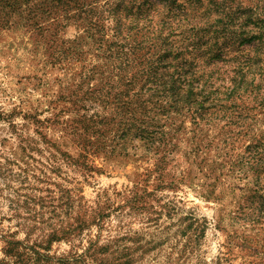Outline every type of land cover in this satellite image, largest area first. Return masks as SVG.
Returning <instances> with one entry per match:
<instances>
[{
  "label": "rangeland",
  "instance_id": "obj_1",
  "mask_svg": "<svg viewBox=\"0 0 264 264\" xmlns=\"http://www.w3.org/2000/svg\"><path fill=\"white\" fill-rule=\"evenodd\" d=\"M71 1L0 0V264H264V63L177 113L142 92L115 0ZM229 4L249 21L225 52H254L264 0Z\"/></svg>",
  "mask_w": 264,
  "mask_h": 264
},
{
  "label": "trees",
  "instance_id": "obj_2",
  "mask_svg": "<svg viewBox=\"0 0 264 264\" xmlns=\"http://www.w3.org/2000/svg\"><path fill=\"white\" fill-rule=\"evenodd\" d=\"M58 2L60 6L65 5L63 0ZM156 2L115 0L111 10L120 47L126 48L123 55L147 69L141 86L143 93L148 91L149 96L179 113L191 107L201 109L205 103L224 102L255 85L254 80L247 82L246 75L252 67L264 63V42H259L251 53V50L239 52L237 48L225 52L238 35L235 28L242 29L249 21L248 15L241 16L242 22H238L239 12L229 7V3L236 0ZM239 36H243V32L240 31ZM147 37L151 43L142 45ZM254 38L249 36V40ZM153 48L158 53L156 59L152 55L144 61L147 56L143 54H152ZM147 49L152 50L145 51ZM261 73L263 77L255 89L264 85V69ZM221 76L230 81L226 97L219 89L213 90V83ZM134 83L131 80V84Z\"/></svg>",
  "mask_w": 264,
  "mask_h": 264
}]
</instances>
